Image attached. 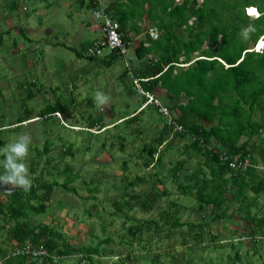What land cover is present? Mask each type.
<instances>
[{"label": "trees", "instance_id": "16d2710c", "mask_svg": "<svg viewBox=\"0 0 264 264\" xmlns=\"http://www.w3.org/2000/svg\"><path fill=\"white\" fill-rule=\"evenodd\" d=\"M84 2L89 8L95 6L94 0ZM246 7L249 11L256 7L254 10L259 14H247ZM105 8L127 39H130L131 31L140 33L147 23L143 39L133 49L137 63L125 65L119 76L120 79L129 76L131 82L125 88L129 95L136 94L133 79L153 95L161 90L165 102L154 96L169 109L173 120L169 123L164 117L163 129L154 140L156 144L141 146L138 157L142 158L146 153L152 163L160 165L162 154L154 155L157 145L169 146L168 134L172 140L188 139L181 146L183 157L176 158L164 176L161 171L154 172V180L139 192L132 188L128 190L132 186L131 179L123 192L109 199L113 214L121 221L123 232L118 235V242L125 250L122 258L112 264L132 263L135 259L134 243L137 249L153 251L152 260L158 264H179L172 253V244L158 242L152 248L155 238L150 231L167 238L176 229L186 226L188 230L197 226L199 231H195L193 237L198 238L208 233L205 226L210 221L227 216L230 205L234 206L233 211L244 212L245 220L256 221L255 229L248 227L249 238L264 237V214L256 217L257 209L252 212L257 197L264 194V0H106ZM150 25L159 30L156 39L148 34ZM2 40L0 33V46ZM258 40L263 44L257 49ZM86 49L80 48L76 55L97 61L86 54ZM119 59L110 52L109 57L98 64L107 67ZM31 95L29 93L28 97ZM139 96L143 101L146 99ZM74 100L59 96L45 102L36 113V120L49 117L58 120L60 112L75 105ZM87 100L91 101V98ZM150 105L157 114L161 113L158 106L148 104L138 112L125 114L123 120L128 124L137 122ZM32 114L33 109L25 108L14 121L0 123V151L5 144L3 133L16 130L33 118ZM100 122L89 116L87 130ZM119 138L124 139L123 136ZM22 143L28 150L29 143ZM60 146L63 153L72 155L71 146H65L64 142ZM34 150L35 155L25 164H20L21 158L8 159L5 153H0V172L5 173L10 181L15 180L17 173L29 174L25 185L18 184L21 189L0 192V232L3 235L0 264H57L69 256H76L77 264L82 261L103 264V256L117 252L115 248L107 247L115 241L111 237L100 238L95 244L77 245L51 222L32 224L29 221L30 213L47 209L55 187L76 191L69 181L73 174L71 165L67 164L61 171L67 176L62 183L56 176L50 179L43 174V171L50 174L45 165L53 162V158L47 155L51 151L48 138L42 149L35 146ZM42 155H47L45 165L40 173H36ZM245 158H249L250 163L245 169L229 165L230 161L242 162ZM193 159L196 162L191 167ZM123 163L126 164L124 160ZM149 164L148 160L143 161V165ZM24 166L28 168L25 170ZM135 180L141 181L142 178L137 176ZM167 180L175 186L177 193L194 197L195 203L185 206L173 198L172 191L166 186ZM162 199L166 201L165 206H161ZM135 208L151 215L136 218L131 213ZM187 209L200 218L198 223L182 220ZM211 237L215 239L216 235ZM28 241L35 248H44L46 254L37 257L11 254L15 246ZM184 244L186 238L182 236L181 245ZM238 254L236 251L235 259H240Z\"/></svg>", "mask_w": 264, "mask_h": 264}, {"label": "rangeland", "instance_id": "374dc122", "mask_svg": "<svg viewBox=\"0 0 264 264\" xmlns=\"http://www.w3.org/2000/svg\"><path fill=\"white\" fill-rule=\"evenodd\" d=\"M63 1L0 0V33L3 37L0 46V123L14 121L25 108L33 109L34 116L16 130H11V133H3L5 144L0 153H5L8 159L21 158L20 164H25L35 155L34 147L42 149L48 138L51 151L47 155L53 158V162L45 165L47 155H42L36 173H40L45 165L50 173L47 175L43 171L45 177L51 179L56 176L58 182L62 183L67 176L61 171L67 164L71 165L73 174L69 176V181L76 191L55 187L47 209L30 213L29 221L32 224L51 222L66 234L72 244L77 245L95 244L100 238L111 237L115 241L107 247H113L117 252L103 256L101 261L112 264L122 258L125 250L118 242V235L123 232L121 221L113 214L109 199L123 192L131 179L132 186L128 190L132 188L139 192L154 180V172L161 171L164 176L176 158L183 157L181 146L188 139L172 140L168 134L166 140L169 146L157 145L154 155L162 154L160 165L152 163L146 153L142 158L138 157L141 146L156 144L154 140L162 131L165 118L150 105L143 110L137 122L128 124L123 120L125 114L138 112L143 101L139 94L129 95L125 91L126 85L131 82L129 76L123 79L119 76L124 66H133L137 58L130 51L123 60L102 67L101 74L96 75V65H91L85 58H77L68 47L74 45L76 49L79 48L73 42L76 37L87 40L96 35L81 28L79 22L81 16L91 20L93 13L87 8L79 16L73 7H67ZM245 12L253 16L259 14L246 8ZM146 26L147 23L143 25L144 30ZM20 29L23 31L20 32ZM262 44L258 40L256 48ZM29 93H32L31 98L28 97ZM154 95L165 102L161 90L155 91ZM54 96L73 98L75 105L68 111L60 112L59 121L55 117L36 120L38 110L45 102L53 101ZM23 97H26L25 101ZM88 97L91 101L87 100ZM89 116L101 121L90 131L87 130ZM120 136L124 139H120ZM23 141L29 143L28 150L24 149ZM62 142L65 146H71L72 155L63 153ZM145 160L149 161L148 166L143 165ZM195 162V159L190 161L191 167L195 166ZM260 166L263 168V165ZM24 168L26 170L28 167ZM137 176L142 180H135ZM0 178L8 180L10 186L18 187V184L25 185L29 181V174L17 173L15 180L10 181L5 173L0 172ZM166 186L172 191V197L181 204L189 206L195 203L194 197L177 193L169 180ZM160 203L161 206L166 205L164 199ZM233 209L234 206L230 205L226 217L210 221L205 226L208 233L198 238L193 237L194 232L199 231L197 226L188 230L186 226L176 229L167 238L150 231L155 238L152 248L158 242L172 244V253L179 264H262L264 237L248 238L247 231L249 225L253 229L257 227L256 221L245 220L244 212ZM256 209V217L264 214V194L257 197L252 212ZM131 213L136 218L151 215L137 208ZM182 220L198 223L200 218L187 209L182 214ZM181 235L186 238L183 246ZM213 235H216L215 239L211 237ZM2 236L0 232V239ZM236 251L240 259H235ZM133 252L135 259L130 264H158L152 260L153 251L137 249L134 243ZM77 260L76 256H69L57 264H77Z\"/></svg>", "mask_w": 264, "mask_h": 264}, {"label": "built area", "instance_id": "2783aa9c", "mask_svg": "<svg viewBox=\"0 0 264 264\" xmlns=\"http://www.w3.org/2000/svg\"><path fill=\"white\" fill-rule=\"evenodd\" d=\"M94 2L95 6L92 10V13L94 18L100 21V28L103 32V35L92 41V43L86 49V54L94 58H104L105 52L108 51L114 52L120 59H124L127 55H129L130 52L129 40L124 37V34L119 30L118 22L107 12L103 0H94ZM247 13L249 14V12ZM148 34L153 39H156L159 35V30L156 26H152L148 28ZM133 85L139 95L146 97L139 110L148 104H153L158 106L159 112H161V114L167 118L169 123L173 122L169 109L166 106L160 104L159 100L152 93L145 91L137 79H133ZM177 128L180 129L179 126H177ZM249 164V158L243 159L242 162H238L236 160L229 162L231 167L243 169H245V167ZM11 254H26L30 257H37L46 254V250L42 247L35 248L28 241L24 244L15 246L11 251ZM80 264L89 263L82 261Z\"/></svg>", "mask_w": 264, "mask_h": 264}, {"label": "crops", "instance_id": "0c3cea01", "mask_svg": "<svg viewBox=\"0 0 264 264\" xmlns=\"http://www.w3.org/2000/svg\"><path fill=\"white\" fill-rule=\"evenodd\" d=\"M105 2H106V0H103L104 4H105ZM63 3L69 8L73 7L74 11H76L77 14H79V16H80V13L82 11L89 8L86 6L87 4H86V2H84V0H64ZM93 8L94 7L89 8L91 12H92ZM253 8L255 9L256 7H253ZM254 9H252V10H254ZM79 22L81 24V28L87 29L89 34L96 33V35L92 36L90 39H87V40L86 39L82 40L80 37L74 38L75 41H73V42L75 44H77L79 48L76 49V47L74 45H73L74 47L70 46V45H68V47L75 52V55L77 52H80L79 51L80 48H87L92 43L93 40H95L96 38L101 37L103 35V32L101 31V28H100V21L93 18V16H92L91 20H86V19L82 18V16H81ZM101 32H102V35H101ZM143 33L145 35L144 27H142V30L140 33H134L132 31L130 32V34H129L130 39H128L130 42V51H133V49L140 43L141 39H143V36H142ZM109 53L110 52L106 51L105 57L104 58H97L96 59L97 61H89L85 58L88 62L91 63V65H93V66L96 65L95 66V72H94V73H96V75H100L101 69H102V67H99L98 63L106 60L109 57ZM76 57L79 59L84 58V57H78L77 55H76ZM121 60H123V59H121ZM121 60L119 59V61H121ZM109 66H107V67H109Z\"/></svg>", "mask_w": 264, "mask_h": 264}, {"label": "water", "instance_id": "95a60500", "mask_svg": "<svg viewBox=\"0 0 264 264\" xmlns=\"http://www.w3.org/2000/svg\"><path fill=\"white\" fill-rule=\"evenodd\" d=\"M16 189H21L20 187H14L9 185V181L0 178V191L3 193H10Z\"/></svg>", "mask_w": 264, "mask_h": 264}, {"label": "clouds", "instance_id": "9594fccd", "mask_svg": "<svg viewBox=\"0 0 264 264\" xmlns=\"http://www.w3.org/2000/svg\"><path fill=\"white\" fill-rule=\"evenodd\" d=\"M246 9H247V10H249V8H248V7H246ZM246 13H247V12H246ZM247 14H248V13H247ZM249 15H250V14H249Z\"/></svg>", "mask_w": 264, "mask_h": 264}, {"label": "bare ground", "instance_id": "6f19581e", "mask_svg": "<svg viewBox=\"0 0 264 264\" xmlns=\"http://www.w3.org/2000/svg\"><path fill=\"white\" fill-rule=\"evenodd\" d=\"M252 9H254V8H252ZM252 9H251V11H252ZM254 14V13H253Z\"/></svg>", "mask_w": 264, "mask_h": 264}]
</instances>
